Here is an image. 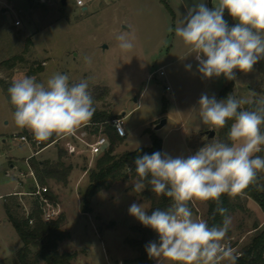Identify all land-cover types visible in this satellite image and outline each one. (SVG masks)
Instances as JSON below:
<instances>
[{
	"label": "rangeland",
	"instance_id": "rangeland-1",
	"mask_svg": "<svg viewBox=\"0 0 264 264\" xmlns=\"http://www.w3.org/2000/svg\"><path fill=\"white\" fill-rule=\"evenodd\" d=\"M11 1L27 35L11 41L10 45L0 44V192L35 189L31 177L22 174L28 173L25 158L33 155L38 146L15 137L30 136L31 131L15 124L14 112L4 91V86L8 90L14 79L24 75L35 76L38 82L46 84L53 74H66L70 84L88 80L89 91L107 89L104 98L96 101L94 107L115 115L125 113L122 116L126 136L116 147L117 153L149 146L148 130H154V125L162 119H166V124L154 130L163 140L162 154L187 158L206 143L218 140L219 129H212L215 134L209 138L206 132L211 126L200 123L198 100L202 94H208L215 95L219 101L218 93L228 80L223 75L204 78L197 71L198 61L189 47L174 31L168 32L170 26L174 29L186 15L179 0H167L170 9L160 0H85L87 10H82L76 0H66L64 8L60 0ZM224 19L229 27L237 23L229 15ZM123 25L128 29L122 28ZM122 33L132 40L131 51L120 49L116 37ZM13 56H22L23 60H17L13 68L2 64ZM85 57L91 59L90 64L85 62ZM39 66L41 69L35 74L29 73ZM160 70L164 71L163 75ZM233 81L237 98L253 100L262 96L264 82L255 68L247 73L237 70ZM87 124H81L75 133L81 135L85 129L89 132L86 139L91 140L93 127ZM67 141H74L78 150L74 154L67 151L65 157L73 166L68 182L46 184L54 195V202L61 206L62 229L69 232V237L59 243V250L74 253V264H119L134 258L138 251L128 240L137 236L131 226L140 222L128 209L132 203L143 204L147 211L150 207L141 193L133 191L137 178L110 183L93 198L92 211L84 213L81 194L97 156H91L83 143L69 135L51 143L36 157L55 158L57 146L65 149ZM20 196L21 199L7 196L5 202L18 201L17 212L25 215L26 208L33 207L34 196ZM3 202L0 200V219L4 223L5 248H0V252L1 259L5 260L0 264H12L22 241L7 219ZM201 203L207 206L205 201ZM230 217V227L236 232L233 238L226 236L224 244L237 246V251L259 232L252 231L256 225L261 230L264 228V213L251 199H245L244 211L238 210ZM39 264L45 262L41 260Z\"/></svg>",
	"mask_w": 264,
	"mask_h": 264
},
{
	"label": "clouds",
	"instance_id": "clouds-1",
	"mask_svg": "<svg viewBox=\"0 0 264 264\" xmlns=\"http://www.w3.org/2000/svg\"><path fill=\"white\" fill-rule=\"evenodd\" d=\"M225 10L237 21L234 26L224 19ZM173 31L195 55L197 71L204 78L223 75L235 80L237 70L250 72L264 60V0H218L211 9L201 0L188 8L174 29L168 28ZM116 39L121 50L133 49L125 34ZM84 59L91 63L89 57ZM8 95L15 124L29 129L37 141L72 135L95 112L88 80L70 84L66 74L55 73L46 84L24 75L12 81ZM247 103L233 94L219 101L215 95L202 94L198 100L200 123L210 125V130L232 121L227 134L231 146L213 139L187 158L154 152L135 159L133 191L141 193L150 186L157 196L172 201L166 210L157 208L150 215L143 204L132 203L128 209L159 236L158 243L145 246L150 258L163 257L170 264H237L238 254L224 244L231 217L221 197L245 190L264 171V157L257 155L264 151V97L252 109L242 107ZM193 200L213 201V216L219 213L222 224L209 226L208 221L194 218L189 206Z\"/></svg>",
	"mask_w": 264,
	"mask_h": 264
},
{
	"label": "trees",
	"instance_id": "trees-1",
	"mask_svg": "<svg viewBox=\"0 0 264 264\" xmlns=\"http://www.w3.org/2000/svg\"><path fill=\"white\" fill-rule=\"evenodd\" d=\"M168 9H170L167 0H160ZM229 15L225 10L224 16ZM230 16V15H229ZM22 61V56H13L2 62L13 68L16 61ZM254 68L262 75L264 82V60L257 63ZM39 66L36 70H31V74H35L39 71ZM74 84V83H72ZM6 91L7 100L11 109L14 112V106L10 103L8 90ZM234 91V81L228 80L227 83L220 89L218 93V99H226ZM93 97V107L96 101H100L107 93V89L94 88L90 90ZM260 97L253 100H247L248 103L242 107L245 109H252L256 106V101L261 97H264V87L260 91ZM95 112L90 121H87V125L93 127L92 133L97 134L102 132L109 140V146L107 149L97 156L94 166L88 172V184L81 194V209L84 213L92 211L93 198L103 189L108 188L110 183L117 181H124L129 178H137L135 176V159L144 154H152L154 152H161L163 147L162 138L152 129L148 130L151 144L149 146L139 147L135 150L116 152V147L123 141V136H120L112 126V120L115 117L121 115H115L107 110H101L95 108ZM232 121H228L227 125L219 129L218 140L228 143L231 146V141L228 140V132L230 130ZM30 136L34 137L31 133ZM60 138L53 135L47 141H42L40 148L46 147L51 143L59 141ZM67 150L63 147L57 146V156L54 159L49 158H37L32 156L29 159V164L33 168L38 178L39 183L42 185L48 184L50 181L61 182L66 184L68 177L73 169L71 163L65 161ZM264 157V151L257 153ZM127 167L132 169V172L127 171ZM141 195L144 199L149 201L150 207L148 214L157 208L166 210L172 203L171 199L164 196H157L151 191L150 186L146 187ZM15 196V195H12ZM45 196L50 198L54 202V195L48 190ZM222 206L227 209V215L235 213L238 210H245V199H251L255 201L262 212L264 213V171L258 173V177L255 183L249 185L245 190L241 191L234 196H228L227 194L221 197ZM207 204V213L205 220L208 221L209 226L221 225L223 217L216 213H213L216 209V204L213 201H205ZM32 211L28 216L21 215L17 212L20 203L15 201L13 204L5 202L4 207L9 221L13 224L17 231L22 246L17 250L12 258V264H39L42 260L45 264H74L73 259L75 254L69 251H60L59 243L69 237V232L62 229L64 221L63 215H60L57 219L46 222L41 217V208L38 200L33 202ZM32 220V222H30ZM257 228V225L255 226ZM131 230L136 233L137 236L128 240V244L137 249L138 255L132 259L125 260L127 264H152V258H150L146 252V245L150 242H159L158 234L149 227L139 225L131 226ZM227 234H230V228ZM239 259L237 264H264V228L259 231L250 243L242 248L239 253ZM5 264V263H2Z\"/></svg>",
	"mask_w": 264,
	"mask_h": 264
},
{
	"label": "built area",
	"instance_id": "built-area-1",
	"mask_svg": "<svg viewBox=\"0 0 264 264\" xmlns=\"http://www.w3.org/2000/svg\"><path fill=\"white\" fill-rule=\"evenodd\" d=\"M44 1V0H41ZM81 3L83 6H81V4H78L77 0H76V4L79 7H84L86 6V1L85 0H81ZM21 21L19 19H17L15 21V25H20ZM160 74L163 75L164 71L160 70ZM125 121H124V117L118 116L115 117L112 120V126L115 129V131L120 135V136H126V130H125ZM89 135V132L87 130L84 129V131L81 133V135H78L76 133L72 134L73 137H75V139L79 140L81 143H83L89 153L91 154V156H99L100 154H102L107 147L109 146V140L106 137L105 134H103L102 132H99L97 134H92L94 137L91 140H87L86 137ZM16 138H18L20 141L22 142H26V143H34L35 145L38 146V149L34 151L33 155L25 158V162L28 168V173L26 174H22L24 176H28L31 177V180L34 184V190H31L29 192H18L16 195H32L34 196V200H38V203L40 205L41 208V217L44 221L49 222L52 220L57 219L60 215H61V206L59 203L57 202H53L50 200V198H48L47 196H45V193L48 191V187L46 185H42L39 183L38 178L36 176L35 171L33 170V168L30 166L29 164V159L32 156H36L40 151H42L44 148H40L42 141H37L34 137L32 136H27V135H20V136H15ZM65 149L68 151L69 154H74L77 153V145L74 141H67L66 142V146ZM26 216L29 215V213L32 211V208L30 207L29 209L26 208ZM30 222H32V220H30Z\"/></svg>",
	"mask_w": 264,
	"mask_h": 264
},
{
	"label": "crops",
	"instance_id": "crops-1",
	"mask_svg": "<svg viewBox=\"0 0 264 264\" xmlns=\"http://www.w3.org/2000/svg\"><path fill=\"white\" fill-rule=\"evenodd\" d=\"M216 1L217 0H203L205 5L208 8H210V9L214 5H216L218 3ZM179 2H180V5H181L182 9L187 14L188 8L194 6L196 3L201 2V0H179ZM84 7H86L85 10H87V6H84ZM84 7H82V10H83ZM15 8L16 7L13 6V3H12L11 0H0V16H2V22L0 23V39H3V41H0L1 45H10V44H12L11 41H13L15 39L21 40L20 37L23 38V37H26V35H27V30H26L25 26H23V25L22 26L15 25V20L20 18V16L14 12ZM122 28L128 29V27L126 25H123ZM7 58H9V57H7ZM4 59H6V58H4ZM44 150H45V148H44ZM52 159H54V157ZM11 166L13 168H15L14 164L11 165ZM7 174H9V173H7ZM18 192H25V191H23V190H19V191L13 190V191H7L5 193L4 192H0V200H3L4 201L3 203L5 204V197L12 196V195H15L17 197L19 196V198L21 199L20 195H16ZM196 202L199 204L200 208H198L196 206L197 205ZM192 203L194 204V209L192 208L191 202H190L189 206H190L191 210L193 211V214H195L198 219H204L205 220L206 213H207V206L202 204L201 201H199V200H193ZM7 219H8V217H7ZM8 221H9V219H8ZM3 224H4L3 223V219H0V248H5V234H4V226H3ZM229 228H230V234H227V236H229V238H233L234 233L236 232V230H234L232 227H229ZM258 230L260 231L261 228L260 227L259 228H255L254 227V229H252V231H254V232H256ZM248 232H250V230ZM243 237H245V235ZM236 247L237 246H232L231 248L234 250V252L236 254L239 255L241 250L237 251ZM0 251H1V249H0ZM2 256L3 255L0 252V262L2 260H5V258L1 259ZM220 262H222L221 264H228V261H220ZM123 263H125V261H120L119 262V264H123ZM152 264H170V262L167 261L163 257H159V258H152Z\"/></svg>",
	"mask_w": 264,
	"mask_h": 264
},
{
	"label": "water",
	"instance_id": "water-1",
	"mask_svg": "<svg viewBox=\"0 0 264 264\" xmlns=\"http://www.w3.org/2000/svg\"><path fill=\"white\" fill-rule=\"evenodd\" d=\"M60 4H61V7L64 8L66 6V0H60ZM86 7L83 8V10H85ZM125 113H122V115H124ZM166 124V119H162L158 122V124L154 125V130H158L160 129L162 126H164ZM208 134V137L211 138L214 136L215 132L214 130H208L206 132Z\"/></svg>",
	"mask_w": 264,
	"mask_h": 264
}]
</instances>
